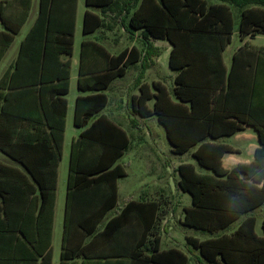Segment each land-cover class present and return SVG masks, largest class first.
I'll use <instances>...</instances> for the list:
<instances>
[{
    "label": "crops",
    "instance_id": "0c3cea01",
    "mask_svg": "<svg viewBox=\"0 0 264 264\" xmlns=\"http://www.w3.org/2000/svg\"><path fill=\"white\" fill-rule=\"evenodd\" d=\"M87 9L103 18V26L92 33L83 35L82 24ZM100 10V7H87L86 0H0V32L15 31L12 42L0 58V81L4 72L16 65L22 42L27 34L31 33V38L23 47V54L15 71L12 102L7 103L8 108H5L8 111L12 110L10 112L12 115L0 111V144L6 149V151L0 149V264H45L44 253L48 242L51 252L50 264H136L130 257H97L102 249V242L99 240L97 243L89 244V237L81 239L78 225L72 228L71 246L75 248L79 240H82L81 245L88 243L92 246L85 255L76 256L63 263L60 258L70 147L72 140L82 130L73 125L74 104L79 94H87L78 91V78L82 74L84 81H92L91 77L94 74L101 73L110 64L115 65V60H110L107 53L110 57H115L123 50H126V58L132 63L128 65L123 75L114 77L103 91L107 97V103L99 112L119 126L130 141L128 149L123 153V155L130 153L126 164L128 169L125 164L119 162L123 155L117 161L123 167L125 175L116 179L117 201L115 207L108 211L107 217L114 215L129 201H154L165 212L161 220L160 246L162 231L167 237L170 236L173 239L175 231L180 229L184 234L183 246L187 252H190L186 243L187 237L198 239L207 237L205 233L183 224L185 208L190 207L192 202L191 195L179 187L180 175L177 167L181 163H191L198 172H208L199 167L192 156L195 147L185 153L177 154L172 151L166 135L167 144L162 145V148H160L161 142L155 136L152 142L155 145L156 155L150 156L149 147H147L150 141L145 129L149 128L146 123L154 115L140 117L129 110V101L139 94L138 88L141 84H146L149 90L154 92L152 84L156 82L164 86L173 101L175 100L172 89L178 86L175 82L178 71L172 69L169 63V72L162 73L160 70V56L162 52L167 51L169 62L172 45L167 39L150 38L151 47L147 49L148 55L145 56L146 48L140 39V29L132 31L126 29L121 22L124 13L116 15L112 10H106L104 13ZM232 12L234 20V13L238 14V11L232 8ZM39 16L40 24L34 26ZM48 16L51 24L50 28L46 29L42 21H45ZM93 23L92 20L90 25ZM72 28L71 55L59 54L66 46L68 34ZM259 35L264 34L239 39L241 44L233 50L228 59L224 55L229 44L226 45L221 54L225 74L223 76L221 74L220 83H214L211 80L213 77L206 58H196L194 61L196 69L186 74L183 79L187 83L198 86L196 90L199 94H195V98L199 101L198 106L202 108L206 106L208 95L212 89H215V94L220 95L222 105L228 104L235 110L238 109L244 116H247L245 112L250 106L251 96V108L254 106L252 112L256 114V118H264V55L257 53V49L264 48V45L251 43V40ZM17 36L19 41L14 48V53L3 64ZM83 39H86L88 43L82 49ZM44 50L52 55L42 67L41 54ZM238 50L242 52L238 54L232 70V78H229L233 63L232 55ZM195 51V48L188 46L182 48L180 53L189 54L190 58L198 57L194 55L195 53H203L198 52L203 51L201 49ZM57 53L59 55H56ZM64 61H69L68 91L65 95L60 93L63 83L62 79H59V76H63V67L60 64ZM128 73L129 82L123 80ZM7 80L8 76H6ZM190 95L192 90L184 94L186 97ZM153 102V99L148 100L147 107L151 108ZM2 104L3 100L0 98V109ZM157 123L162 126L158 120ZM162 128L165 134V128L163 126ZM72 129L73 135L70 139ZM96 136L99 134L97 133ZM216 142L229 148V151L221 157V165L225 169L252 164L255 160V150L261 145L258 132L252 125H244L241 130L230 136L221 137ZM58 144H61L62 154L56 163L55 151ZM95 148L99 149V144L93 146V151L89 150V158L82 159V163H88L89 166L98 163L97 156L94 155ZM65 159H67L66 171L63 164ZM189 159L192 161H188ZM258 163L261 167L254 168L255 174L264 170V157ZM55 172L56 196L50 212L47 205L42 207V190L38 182L51 183ZM240 178L253 182L258 187L264 182V177L253 181L241 174ZM124 181L128 182L125 184ZM121 191L124 196L119 204ZM80 198L83 203H79L76 210L83 212L101 210V204L92 206L84 204L91 198L90 195ZM249 214L254 218L255 232L257 225L260 226L261 233L256 232V234L263 235L261 226L264 220V203ZM170 216L172 218L169 220ZM240 221L239 219L233 222L226 232L229 233L236 228ZM127 224L125 234H119L117 239L118 241L129 240L132 243L140 235L142 225L136 216H133ZM102 226L103 223L99 224V227ZM130 229L134 232L129 233ZM199 235L205 237L201 238ZM171 247L177 248L172 245L167 248ZM189 254V263L194 259L198 263V252L193 250Z\"/></svg>",
    "mask_w": 264,
    "mask_h": 264
},
{
    "label": "trees",
    "instance_id": "16d2710c",
    "mask_svg": "<svg viewBox=\"0 0 264 264\" xmlns=\"http://www.w3.org/2000/svg\"><path fill=\"white\" fill-rule=\"evenodd\" d=\"M87 7H100L101 13L106 10L115 14L124 13L121 22L129 30L140 29L142 45L151 47L150 38L167 39L172 49L169 55V66L178 71L175 82L177 87L172 89L174 101L164 86L156 82L152 84L154 92L146 84L138 88L139 94L129 101V110L140 117L154 115L165 128V135L172 146V151L182 154L192 147V156L199 167L208 172H198L191 163H181L177 167L179 172V187L191 195V206L185 208L183 224L195 228L207 235L204 239L186 238L188 251L198 252V263L202 264H264V220L262 221L263 235H257L254 230V218L249 213L264 203V182L258 187L245 178L261 179L264 170L255 174L254 168L261 167L258 163L264 157V118H256L250 106L245 114L228 106L222 105L220 95L214 90L207 97L206 106H198L195 94H199L197 85L184 81V76L196 67V58L207 60L214 83H220V76L225 74L222 62V51L231 41L234 30L232 8L238 11V37H254L264 34V0H86ZM117 9V10H116ZM121 15V14H120ZM127 18V20H126ZM125 19V20H124ZM93 20V24L90 22ZM125 21V22H124ZM40 16L34 26L40 24ZM46 29L50 28V17L42 21ZM33 26V27H34ZM103 26V18L88 9L85 11L82 34L87 35ZM32 30V29H31ZM15 31L0 32V58L13 40ZM73 28L68 34L66 46L59 54L70 56L73 44ZM29 32L22 42L16 65L9 67L0 81V98L3 100L0 111L12 115V110L5 108L12 102L14 90V75L18 62L23 54V47L31 38ZM88 41L83 39L82 49ZM192 47L201 49L203 53H195V58L189 54H181V49ZM242 49V48H241ZM238 50L232 55V66L228 77L232 78V70L236 64ZM258 54L264 55V48L257 49ZM58 53L56 55H59ZM51 53L43 51L42 67L51 57ZM181 55V57H179ZM253 55V53H252ZM115 65L107 66L101 73L94 74L92 81L78 78L77 89L80 93L75 99L73 111V125L82 129L71 142L69 175L67 180L64 228L62 235L61 262L88 253L91 243L102 242V249L97 257L109 258L124 256L133 259L136 264H188L190 256L178 248H160L161 220L165 212L157 202L129 201L121 206L117 212L107 217L110 209L117 201L116 179L125 175L123 167L117 162L130 145L127 134L109 118L99 112L106 106L107 97L103 92L116 76L123 75L125 69L132 63L126 58V50L115 57ZM201 56V57H200ZM63 67V89L68 91L69 61L60 64ZM6 76L8 80L6 81ZM6 89V91H4ZM192 90V95L184 96ZM153 99V106L147 107L148 100ZM64 104H66L63 98ZM254 109V108H253ZM244 125L256 128L260 139V147L255 150V160L250 165H237L225 169L221 165L222 155L229 148L217 139L230 136L241 130ZM1 126V125H0ZM1 129V128H0ZM99 136H96V134ZM97 162L89 166L82 163V159L89 158V150L93 151ZM0 149H6L0 144ZM62 147L58 144L55 151L56 163L61 158ZM92 157L93 155L90 154ZM42 190V207L47 205L51 212L56 196V172L51 183L38 182ZM91 198L84 204L100 205L97 212H83L77 209L83 203L82 196ZM136 216L142 225L141 233L134 239L119 240V234H125L127 223ZM241 220L239 225L226 232L229 226ZM103 223L102 227L99 224ZM80 227L81 239L90 238L89 244L81 245V241L72 247L73 227ZM134 232L133 229L129 233ZM51 234V222L48 235ZM116 242V243H115ZM50 244L48 242L44 253L45 264L51 263ZM188 252V253H190Z\"/></svg>",
    "mask_w": 264,
    "mask_h": 264
},
{
    "label": "rangeland",
    "instance_id": "374dc122",
    "mask_svg": "<svg viewBox=\"0 0 264 264\" xmlns=\"http://www.w3.org/2000/svg\"><path fill=\"white\" fill-rule=\"evenodd\" d=\"M237 15L238 14L234 13V22H235V24H234V32L232 33L231 41H230V43H229V45H228V47H227V49H226V51L224 53L226 59H228V57L231 55V53L233 52V50L237 46H239L241 44V41L239 40L238 33H237L238 32L237 31V27H238V16ZM18 41H19V36H17V38H16V40H15V42L13 44V47L11 48V50L9 51V53L7 54V56L5 57V59L3 61V64H5L9 60V57L14 53V48L16 47ZM251 43L252 44H256V45H264V35H259L257 38L251 40ZM160 62H161V67H160L161 72L162 73H165L167 71L169 72V67H168V52L167 51L162 52V54L160 56ZM123 80L124 81H128V82L130 81L129 80V73L124 77ZM146 124L149 125V128L148 129H145V132H146V134L148 136V139L150 141V144L147 145V147H149V151H150L149 152V155L150 156H155L156 155L155 152H154L155 145L152 142V138H154L155 136H157L156 138H158V140L161 142L160 148H162L161 147L162 145L164 146V144H167L166 143V139H165V134H164V131H163L162 126L158 125L155 116H153L150 119V121L148 123H146ZM72 135H73V129L70 131V139L72 138ZM160 142H159V144H160ZM129 157H130V153H125L120 158V160H119V162L121 164H125V167L126 168H127L126 164H127V161L129 159ZM178 158H179V156L177 157V159ZM188 161H192V159H189ZM63 164H64V171H66V169H67V159L64 160V163ZM127 182L128 181H124L125 184ZM62 186H63V182H62ZM123 196H124V193H123V191H121V195H120V198H119V204L122 202ZM173 216L175 217V214ZM171 218L172 217L170 216L169 220ZM256 232L259 233V234L261 233V229H260V226L259 225H257V227H256ZM174 234H175V237H173V239H171L170 236L167 237V235H165V232L162 231V242H161V246L160 247L161 248H167V247H169V245H172V246H175V247L183 250L187 254H189L185 250V248L183 246V243H184V237H183L184 234H183V232L180 229H177ZM199 237L204 238L205 236H200L199 235ZM189 264H202V263H197L195 261V259H194V260H191V262Z\"/></svg>",
    "mask_w": 264,
    "mask_h": 264
}]
</instances>
